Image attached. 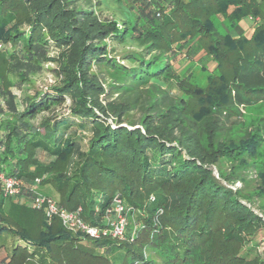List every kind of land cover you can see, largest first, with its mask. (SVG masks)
I'll use <instances>...</instances> for the list:
<instances>
[{
	"label": "trees",
	"instance_id": "1",
	"mask_svg": "<svg viewBox=\"0 0 264 264\" xmlns=\"http://www.w3.org/2000/svg\"><path fill=\"white\" fill-rule=\"evenodd\" d=\"M258 14V0H0V170L39 177L57 196L43 194L80 206L92 225L104 226L117 193L143 213L123 240L91 239L0 191V234L21 242L0 264L106 259L97 247H123L121 264H216L223 240L237 248L222 264H264V244L241 253L259 233L264 243V119L247 125L230 113L264 105V18L248 35L244 26ZM197 51L215 64L205 87L173 67ZM50 63L55 82L27 93Z\"/></svg>",
	"mask_w": 264,
	"mask_h": 264
},
{
	"label": "rangeland",
	"instance_id": "2",
	"mask_svg": "<svg viewBox=\"0 0 264 264\" xmlns=\"http://www.w3.org/2000/svg\"><path fill=\"white\" fill-rule=\"evenodd\" d=\"M259 1V11L260 14L256 18H250L248 17L245 21V31L246 34H249L251 24L260 23L262 18H264V0H258ZM114 7V6H112ZM112 9L110 8H103L99 15L102 18H110L112 15ZM231 34L235 36L236 34L232 31ZM120 47H117L119 49ZM185 52V51H184ZM215 64L211 60V56L208 54L202 55L201 51H197L194 56L190 57L188 55H177L173 59V67L175 69V72L178 73V75L182 78H187L190 83L198 86V87H205L208 83V75L211 73V70L214 68ZM55 68V65L53 63L47 64L45 68L34 78V82L32 85L27 87V93L32 94L35 89L37 90H44L50 85H52L56 80V75L53 69ZM162 86H165L167 90H169L171 95L174 96H180L184 101L188 102V105L193 104V99L190 98L189 95H187L185 92H183L176 83L173 81L164 82L162 80L158 81ZM224 112H227V107H223L222 109ZM59 112L66 113L65 108H61ZM230 113L233 119L236 121H242L245 124H251V123H257V121L262 118L264 119V105L262 103H255L253 105L249 106H242V105H234L230 108ZM231 124V120L226 122V125L229 126ZM264 130V128H263ZM264 135V131H263ZM85 139L82 141V145H84ZM258 154L260 156L264 155V138L262 141V145L259 148ZM40 160L42 162H47L48 158L45 157V155L39 153ZM238 185V183L235 184V186H231V188H235ZM47 192L50 196L54 197L56 199V193L53 190V188L48 185ZM8 206L5 205V209H7ZM256 210V209H255ZM257 211V210H256ZM141 215L143 213H137V211L127 206V231L130 229L131 231H134V229L139 228L142 224V219H140ZM261 234L259 233L256 235L252 241L249 243H245V245L242 248V254L246 258H250L256 253H260L263 250V241L261 239ZM145 239L147 240V236L143 235ZM220 240V238H216V242ZM222 240V239H221ZM145 241V240H144ZM215 242V245L218 243ZM140 243V242H139ZM15 244H21L17 240L16 237H13L10 233H1L0 234V257L5 255L9 252V249L12 245ZM220 244L222 246H219L218 248L222 249L223 258L222 260L218 261V255H215L212 257V261L216 264H222L224 261L228 262L230 260L234 251L237 248L236 243L231 240H223ZM144 245V244H143ZM145 253L148 255L149 258L152 256V250L150 245H146L144 248ZM95 255H102L106 256L105 258L101 257H95L90 255H81L82 257L79 259H76L75 262H79L80 264H121L124 256H125V249L123 247H113L111 252H106V249L103 247H97L94 249ZM65 256V255H63ZM159 264V262L157 263Z\"/></svg>",
	"mask_w": 264,
	"mask_h": 264
},
{
	"label": "built area",
	"instance_id": "3",
	"mask_svg": "<svg viewBox=\"0 0 264 264\" xmlns=\"http://www.w3.org/2000/svg\"><path fill=\"white\" fill-rule=\"evenodd\" d=\"M40 180L39 177H36L32 181V185H27L23 179L0 170V191L4 197L26 204L34 210L42 211L47 220L58 217L62 226L73 233L82 234L91 239H99L104 236L117 240L125 238L128 226L126 216L128 205L118 193L113 196L110 205L105 210L104 226H96L82 218L80 206L68 210L59 205L52 197L38 191L36 186L40 184ZM159 212H161L160 209Z\"/></svg>",
	"mask_w": 264,
	"mask_h": 264
},
{
	"label": "crops",
	"instance_id": "4",
	"mask_svg": "<svg viewBox=\"0 0 264 264\" xmlns=\"http://www.w3.org/2000/svg\"><path fill=\"white\" fill-rule=\"evenodd\" d=\"M27 185H32L33 182H29V183H26ZM47 186H41L40 184L38 186H36L37 190L42 192V193H45V194H48L47 192H45L47 190L46 188Z\"/></svg>",
	"mask_w": 264,
	"mask_h": 264
}]
</instances>
